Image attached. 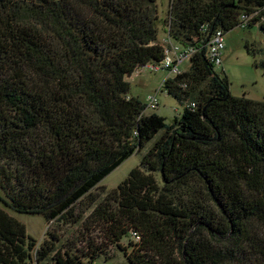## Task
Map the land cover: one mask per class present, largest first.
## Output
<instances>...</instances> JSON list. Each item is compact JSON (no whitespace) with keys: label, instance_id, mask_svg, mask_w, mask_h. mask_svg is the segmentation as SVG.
<instances>
[{"label":"trees","instance_id":"trees-1","mask_svg":"<svg viewBox=\"0 0 264 264\" xmlns=\"http://www.w3.org/2000/svg\"><path fill=\"white\" fill-rule=\"evenodd\" d=\"M160 23L158 0H0V201L50 225L38 243L0 207V264H264V102L234 97L206 47L264 33V0H169L168 41L197 50L164 83L173 124L131 93L165 60Z\"/></svg>","mask_w":264,"mask_h":264},{"label":"rangeland","instance_id":"rangeland-1","mask_svg":"<svg viewBox=\"0 0 264 264\" xmlns=\"http://www.w3.org/2000/svg\"><path fill=\"white\" fill-rule=\"evenodd\" d=\"M168 9L169 0H158V11L161 21L159 42L163 43L164 46L168 42L167 30L164 27V20L167 17ZM225 46L223 69L231 83V94L236 98L264 102V33L260 31L258 26L250 29L236 28L225 36ZM189 61L185 60L183 62L184 64L180 67L181 73L189 69L191 64ZM218 71L221 70L219 69ZM173 74L171 71L156 72L149 69L142 70L131 78V93L146 104L149 95L158 91L167 78H174ZM163 89V92H160V105L158 109L155 111L147 110L146 113L157 114L165 118L168 124H173L175 119L179 118L182 114L183 107L173 96L168 95L165 85ZM146 152L145 149L124 162L101 182L93 191V194L99 196L100 199H104L134 168L140 166L142 155ZM2 197L3 193L0 190V198ZM0 207L5 209L10 216L24 224L28 235L37 240L38 243H41L45 239L50 225L42 216L16 213L6 208L1 201ZM52 228H55V225ZM79 228L63 227L58 234L62 237L63 242H66L70 238L84 241L87 234L84 232V236L82 237L79 234ZM92 235L94 236V234ZM124 245H127V241H124ZM110 253L113 256L115 254L112 260L106 261L104 257H101L94 264H129L124 254L120 250L117 251V248H113Z\"/></svg>","mask_w":264,"mask_h":264},{"label":"built area","instance_id":"built-area-1","mask_svg":"<svg viewBox=\"0 0 264 264\" xmlns=\"http://www.w3.org/2000/svg\"><path fill=\"white\" fill-rule=\"evenodd\" d=\"M206 47L208 48V56L210 61L217 67H222L224 62V52L226 48L225 35L222 32H217L214 35V37L208 42ZM164 48L166 54H165V60L162 62V64L157 67H151V66L146 67L145 69H149L156 72L171 71L174 73L173 75L175 77L181 73L180 67L184 64L183 62L185 60L186 61L190 60V58L195 56L197 53V50L195 48H187L186 50L183 51L178 46H175L173 43H171L170 41H168L165 44ZM168 79L170 78H167L166 81ZM164 83L158 91L149 95V97L147 98L146 111L147 110L155 111L158 109L160 105L159 96H160V92H163L164 90L163 89Z\"/></svg>","mask_w":264,"mask_h":264},{"label":"crops","instance_id":"crops-1","mask_svg":"<svg viewBox=\"0 0 264 264\" xmlns=\"http://www.w3.org/2000/svg\"><path fill=\"white\" fill-rule=\"evenodd\" d=\"M189 62H190V61H189ZM189 62H188V63H189ZM185 63H187V62H185ZM189 64H190V63H189Z\"/></svg>","mask_w":264,"mask_h":264}]
</instances>
